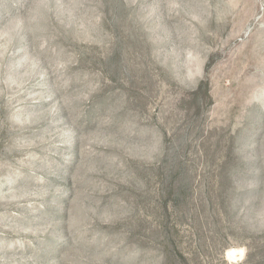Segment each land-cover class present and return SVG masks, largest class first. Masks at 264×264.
<instances>
[{
    "label": "rangeland",
    "instance_id": "374dc122",
    "mask_svg": "<svg viewBox=\"0 0 264 264\" xmlns=\"http://www.w3.org/2000/svg\"><path fill=\"white\" fill-rule=\"evenodd\" d=\"M0 264H264V0H0Z\"/></svg>",
    "mask_w": 264,
    "mask_h": 264
},
{
    "label": "bare ground",
    "instance_id": "6f19581e",
    "mask_svg": "<svg viewBox=\"0 0 264 264\" xmlns=\"http://www.w3.org/2000/svg\"><path fill=\"white\" fill-rule=\"evenodd\" d=\"M241 249H229L228 250V256L229 257H235L237 253H241Z\"/></svg>",
    "mask_w": 264,
    "mask_h": 264
}]
</instances>
